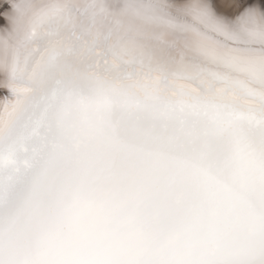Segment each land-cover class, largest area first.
Returning <instances> with one entry per match:
<instances>
[{
	"label": "snow or ice",
	"instance_id": "1",
	"mask_svg": "<svg viewBox=\"0 0 264 264\" xmlns=\"http://www.w3.org/2000/svg\"><path fill=\"white\" fill-rule=\"evenodd\" d=\"M0 96V143L25 146L0 168V264L53 167L146 159L217 203L264 195V0H0Z\"/></svg>",
	"mask_w": 264,
	"mask_h": 264
},
{
	"label": "clouds",
	"instance_id": "2",
	"mask_svg": "<svg viewBox=\"0 0 264 264\" xmlns=\"http://www.w3.org/2000/svg\"><path fill=\"white\" fill-rule=\"evenodd\" d=\"M4 238L15 264H254L264 195L232 184L220 203L146 159L38 178Z\"/></svg>",
	"mask_w": 264,
	"mask_h": 264
},
{
	"label": "water",
	"instance_id": "3",
	"mask_svg": "<svg viewBox=\"0 0 264 264\" xmlns=\"http://www.w3.org/2000/svg\"><path fill=\"white\" fill-rule=\"evenodd\" d=\"M30 147V146H29ZM25 164L23 144H3L0 146V168H14Z\"/></svg>",
	"mask_w": 264,
	"mask_h": 264
},
{
	"label": "bare ground",
	"instance_id": "4",
	"mask_svg": "<svg viewBox=\"0 0 264 264\" xmlns=\"http://www.w3.org/2000/svg\"><path fill=\"white\" fill-rule=\"evenodd\" d=\"M84 2H92V0H84ZM106 2L113 3V2H118V0H106ZM119 2H122V0H119ZM2 101H3V97L0 96V110H2ZM1 145L2 143H0V146Z\"/></svg>",
	"mask_w": 264,
	"mask_h": 264
}]
</instances>
